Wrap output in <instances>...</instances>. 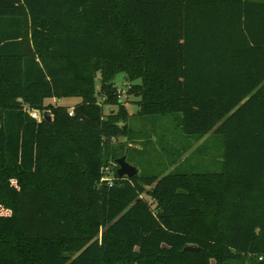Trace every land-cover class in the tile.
<instances>
[{"label": "trees", "instance_id": "1", "mask_svg": "<svg viewBox=\"0 0 264 264\" xmlns=\"http://www.w3.org/2000/svg\"><path fill=\"white\" fill-rule=\"evenodd\" d=\"M119 82L219 170L120 178ZM0 264H264V3L0 0Z\"/></svg>", "mask_w": 264, "mask_h": 264}, {"label": "rangeland", "instance_id": "2", "mask_svg": "<svg viewBox=\"0 0 264 264\" xmlns=\"http://www.w3.org/2000/svg\"><path fill=\"white\" fill-rule=\"evenodd\" d=\"M118 85L119 92L122 93L121 99L130 118L127 123L121 124L124 130H128L127 135L113 141V145L108 149V153L116 157L115 164L117 159L126 156L127 161L138 169L140 177H157L153 187L164 176L175 171L177 167H183V165L193 167V165L199 164L203 168L202 171L219 170L221 140L212 141L200 147L202 141L197 142L187 137L176 124H173L171 119L134 116L139 111L135 102L140 99L128 96L125 84L119 82ZM97 88H100L99 80ZM46 102L69 106L72 110L81 102V99H54ZM109 111L114 113L117 108L105 105L104 112L108 114ZM35 112L43 118L42 112ZM117 169L118 167L113 168L114 171ZM107 179L111 182L112 176H108ZM149 187L151 186H147V188ZM144 197L147 198L148 196L144 195Z\"/></svg>", "mask_w": 264, "mask_h": 264}, {"label": "water", "instance_id": "3", "mask_svg": "<svg viewBox=\"0 0 264 264\" xmlns=\"http://www.w3.org/2000/svg\"><path fill=\"white\" fill-rule=\"evenodd\" d=\"M45 117L49 121H51L52 119L50 116H45ZM116 164L118 165V169L116 170V172L120 178H123V177L132 178L138 174V169L127 161L126 156H123L120 159H117ZM186 250L198 251L197 248H192V247H188L186 248Z\"/></svg>", "mask_w": 264, "mask_h": 264}, {"label": "crops", "instance_id": "4", "mask_svg": "<svg viewBox=\"0 0 264 264\" xmlns=\"http://www.w3.org/2000/svg\"><path fill=\"white\" fill-rule=\"evenodd\" d=\"M248 1L256 2V3H264V0H248ZM210 136L211 135H207L203 139L200 140V141H202V143L200 144V147H203V146H205L204 144L209 143L207 141L210 139ZM200 141H198V142H200ZM200 147H197V148H200ZM219 160H220V162L222 161L221 158H219Z\"/></svg>", "mask_w": 264, "mask_h": 264}, {"label": "built area", "instance_id": "5", "mask_svg": "<svg viewBox=\"0 0 264 264\" xmlns=\"http://www.w3.org/2000/svg\"><path fill=\"white\" fill-rule=\"evenodd\" d=\"M29 112H30V115H31L34 119H36V120H38V121H41V120H42V118L38 115L37 112H35V111H29Z\"/></svg>", "mask_w": 264, "mask_h": 264}]
</instances>
